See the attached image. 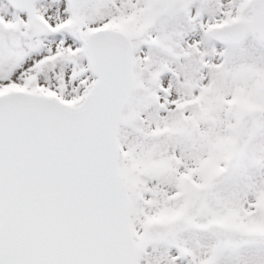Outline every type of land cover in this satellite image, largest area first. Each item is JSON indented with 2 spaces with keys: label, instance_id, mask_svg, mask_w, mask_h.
Listing matches in <instances>:
<instances>
[{
  "label": "snow or ice",
  "instance_id": "snow-or-ice-1",
  "mask_svg": "<svg viewBox=\"0 0 264 264\" xmlns=\"http://www.w3.org/2000/svg\"><path fill=\"white\" fill-rule=\"evenodd\" d=\"M0 264H264V0H0Z\"/></svg>",
  "mask_w": 264,
  "mask_h": 264
}]
</instances>
